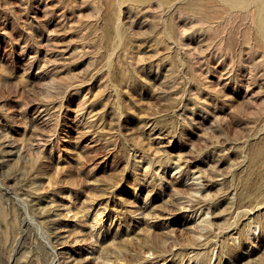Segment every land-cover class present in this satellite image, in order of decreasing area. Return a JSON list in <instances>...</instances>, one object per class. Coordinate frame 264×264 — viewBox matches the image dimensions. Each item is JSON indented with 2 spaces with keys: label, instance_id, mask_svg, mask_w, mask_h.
Instances as JSON below:
<instances>
[{
  "label": "rangeland",
  "instance_id": "rangeland-1",
  "mask_svg": "<svg viewBox=\"0 0 264 264\" xmlns=\"http://www.w3.org/2000/svg\"><path fill=\"white\" fill-rule=\"evenodd\" d=\"M260 1L0 0V264H264Z\"/></svg>",
  "mask_w": 264,
  "mask_h": 264
},
{
  "label": "bare ground",
  "instance_id": "bare-ground-1",
  "mask_svg": "<svg viewBox=\"0 0 264 264\" xmlns=\"http://www.w3.org/2000/svg\"><path fill=\"white\" fill-rule=\"evenodd\" d=\"M259 8H260V10H259L260 12H259V16L257 19L258 20V22H257L258 23V29L264 36V0L260 1Z\"/></svg>",
  "mask_w": 264,
  "mask_h": 264
}]
</instances>
